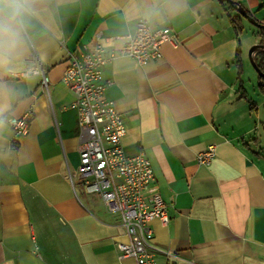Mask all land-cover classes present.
<instances>
[{
  "label": "crops",
  "instance_id": "0c3cea01",
  "mask_svg": "<svg viewBox=\"0 0 264 264\" xmlns=\"http://www.w3.org/2000/svg\"><path fill=\"white\" fill-rule=\"evenodd\" d=\"M237 2L264 24V0ZM234 14L217 0H40L26 54L0 69V264H134L116 249L119 216L78 182L61 78L69 56L96 46L113 57L104 94L125 124L123 151L148 159L149 193L166 205L169 221L149 223L156 264H264V96L248 59L259 39ZM140 20L174 36L143 66L119 54ZM23 117L19 136L10 121Z\"/></svg>",
  "mask_w": 264,
  "mask_h": 264
},
{
  "label": "built area",
  "instance_id": "2783aa9c",
  "mask_svg": "<svg viewBox=\"0 0 264 264\" xmlns=\"http://www.w3.org/2000/svg\"><path fill=\"white\" fill-rule=\"evenodd\" d=\"M169 29L153 30L148 21L140 20L133 34L126 35L119 54L143 66L160 58V47L172 42ZM101 46L80 58L69 56L61 81L73 93L69 108L77 114L80 137L78 182L86 194L100 197L105 209L119 216L126 242L117 243L120 258H131L134 264H156L153 232L149 223L169 221L166 205L157 191L149 193L154 181L148 159L139 153L127 156L121 139L126 127L114 103L105 97L103 67L111 60ZM12 130L26 136L25 117L11 120ZM211 150L200 162L211 157ZM73 184V179L70 177Z\"/></svg>",
  "mask_w": 264,
  "mask_h": 264
},
{
  "label": "clouds",
  "instance_id": "9594fccd",
  "mask_svg": "<svg viewBox=\"0 0 264 264\" xmlns=\"http://www.w3.org/2000/svg\"><path fill=\"white\" fill-rule=\"evenodd\" d=\"M40 0H0V69L26 54ZM0 95L4 92L0 90Z\"/></svg>",
  "mask_w": 264,
  "mask_h": 264
},
{
  "label": "trees",
  "instance_id": "16d2710c",
  "mask_svg": "<svg viewBox=\"0 0 264 264\" xmlns=\"http://www.w3.org/2000/svg\"><path fill=\"white\" fill-rule=\"evenodd\" d=\"M232 1L238 4L237 2L238 0H232ZM221 5L225 6L228 11L235 13L232 17H229V21L238 32H241L242 31L241 19L243 18L237 13L236 7L234 5H228L225 2H222ZM255 34L256 37L259 39V44H264V24H262V27L255 29ZM253 59L257 68L262 73H264V50H256ZM235 63L237 68V77L241 82L240 77L242 75V63H241L239 51L236 54ZM258 81H259L258 91L262 96H264V79L258 78Z\"/></svg>",
  "mask_w": 264,
  "mask_h": 264
},
{
  "label": "water",
  "instance_id": "95a60500",
  "mask_svg": "<svg viewBox=\"0 0 264 264\" xmlns=\"http://www.w3.org/2000/svg\"><path fill=\"white\" fill-rule=\"evenodd\" d=\"M220 3L225 2L228 5H234L236 7L237 13L245 20L247 21V23H249L250 25L256 27V28H260L262 27V24L259 23L252 15H249L242 7H240L239 4L234 3L232 0H217ZM256 50H264V44H257L254 45L253 47H251V49L248 51V59L249 62L251 64V66L253 67V69L255 70V72L257 73L258 78L260 79H264V73H262L256 66L254 59H253V53Z\"/></svg>",
  "mask_w": 264,
  "mask_h": 264
},
{
  "label": "rangeland",
  "instance_id": "374dc122",
  "mask_svg": "<svg viewBox=\"0 0 264 264\" xmlns=\"http://www.w3.org/2000/svg\"><path fill=\"white\" fill-rule=\"evenodd\" d=\"M250 69H252L251 71H252L253 75H254V76H257V74L255 73V71L253 70V68H250ZM257 86H258V83H257V84L255 83V84H254V88H255L254 90L257 89ZM250 90H251V89H250ZM262 111H264V110H261V113H262Z\"/></svg>",
  "mask_w": 264,
  "mask_h": 264
}]
</instances>
